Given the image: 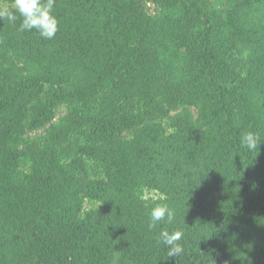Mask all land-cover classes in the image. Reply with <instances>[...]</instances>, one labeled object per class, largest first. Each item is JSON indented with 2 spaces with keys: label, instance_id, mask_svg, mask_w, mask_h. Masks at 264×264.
<instances>
[{
  "label": "trees",
  "instance_id": "16d2710c",
  "mask_svg": "<svg viewBox=\"0 0 264 264\" xmlns=\"http://www.w3.org/2000/svg\"><path fill=\"white\" fill-rule=\"evenodd\" d=\"M148 1L0 19V264H264V0Z\"/></svg>",
  "mask_w": 264,
  "mask_h": 264
},
{
  "label": "clouds",
  "instance_id": "9594fccd",
  "mask_svg": "<svg viewBox=\"0 0 264 264\" xmlns=\"http://www.w3.org/2000/svg\"><path fill=\"white\" fill-rule=\"evenodd\" d=\"M55 0H14L13 10L0 6V19H7L11 23L17 21V14L21 19L19 31L35 30L44 39H53L59 30V21L53 14ZM258 133L248 131L241 135V147L254 151L261 143ZM148 227L151 230L162 221L171 224L175 219V212L167 205H157L148 213ZM183 233L180 230L169 232L162 230L159 233L158 243L162 242L168 249L170 258L177 257L184 252V247L179 243Z\"/></svg>",
  "mask_w": 264,
  "mask_h": 264
},
{
  "label": "rangeland",
  "instance_id": "374dc122",
  "mask_svg": "<svg viewBox=\"0 0 264 264\" xmlns=\"http://www.w3.org/2000/svg\"><path fill=\"white\" fill-rule=\"evenodd\" d=\"M144 2H145V5H146L148 12L149 13H155L156 8H155L154 4L148 0H144ZM64 113H65V108L62 107L58 110L57 116L59 117V116L63 115Z\"/></svg>",
  "mask_w": 264,
  "mask_h": 264
}]
</instances>
